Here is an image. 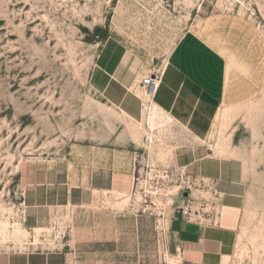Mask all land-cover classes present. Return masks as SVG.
<instances>
[{
    "label": "rangeland",
    "instance_id": "rangeland-1",
    "mask_svg": "<svg viewBox=\"0 0 264 264\" xmlns=\"http://www.w3.org/2000/svg\"><path fill=\"white\" fill-rule=\"evenodd\" d=\"M210 13L246 20L264 43V0H0V252L70 249L95 240L73 232L91 225L111 264H264V76L201 142L150 113L140 77L121 105L92 83L110 43L158 75L184 28ZM90 178L107 193L83 205ZM224 201L237 226L203 262L170 245L174 217L208 224Z\"/></svg>",
    "mask_w": 264,
    "mask_h": 264
},
{
    "label": "crops",
    "instance_id": "crops-1",
    "mask_svg": "<svg viewBox=\"0 0 264 264\" xmlns=\"http://www.w3.org/2000/svg\"><path fill=\"white\" fill-rule=\"evenodd\" d=\"M254 29L236 15L210 13L184 28L165 55L158 74V86L151 99L159 112L182 127L195 141L201 142L208 137L223 106L248 99L250 83L260 84L259 77L261 74L264 76L263 66L261 69L264 43L260 35L255 37ZM153 60L151 58V65ZM144 65L145 60L133 51L118 50L110 43L98 56L95 67L99 66L101 71L96 70L95 74L93 71L92 83L110 105H121L138 77L141 84L151 75L148 71L146 74L143 72ZM96 81L100 87L103 86L102 90L98 89ZM222 168L218 162L217 175L209 177H214L219 187L227 180ZM93 170L107 172L111 169L99 167ZM113 177L112 172V193L119 191ZM86 187L84 192L90 193L86 194L88 199L83 201V205L92 203V190L107 191L94 187L91 178ZM221 190L226 197L232 196L231 191ZM227 202L220 206L215 226L198 225L179 216L174 217L169 224L170 245L190 254L196 262H203L210 249L224 241L237 226L238 208ZM84 212L89 217H97L102 212L100 217L108 215L111 218L101 210ZM117 217L115 213L113 222ZM73 232L81 238L87 236L95 240L74 242L70 249L65 250L0 252V264H111L110 255L102 257L111 253L110 249L106 250L109 243L97 240L91 225L79 226Z\"/></svg>",
    "mask_w": 264,
    "mask_h": 264
},
{
    "label": "built area",
    "instance_id": "built-area-1",
    "mask_svg": "<svg viewBox=\"0 0 264 264\" xmlns=\"http://www.w3.org/2000/svg\"><path fill=\"white\" fill-rule=\"evenodd\" d=\"M158 75H150L149 77L143 79V86L147 88V90H149L151 92V94L153 93V91L157 88L158 86ZM183 214H185V212H183ZM186 215V214H185ZM185 215H183V219H185L186 221H190V222H194L197 223L198 225H208V226H215L217 224V218H218V213H213L211 212L210 218H209V223L208 224H203L199 219H196L197 221H192V219H190L191 214H188L186 217ZM209 217V216H208Z\"/></svg>",
    "mask_w": 264,
    "mask_h": 264
},
{
    "label": "bare ground",
    "instance_id": "bare-ground-1",
    "mask_svg": "<svg viewBox=\"0 0 264 264\" xmlns=\"http://www.w3.org/2000/svg\"><path fill=\"white\" fill-rule=\"evenodd\" d=\"M147 64V63H146ZM143 81V80H142ZM133 87V86H132ZM144 87V86H143ZM145 88V92H143L141 95V99H145V100H149V102H150V113H151V111H153V112H155V111H159L158 110V108L156 107V105L153 103V101H152V99H151V92L149 91V90H147V88L146 87H144ZM136 97V96H135ZM212 132V129H211V131H210V133Z\"/></svg>",
    "mask_w": 264,
    "mask_h": 264
},
{
    "label": "water",
    "instance_id": "water-1",
    "mask_svg": "<svg viewBox=\"0 0 264 264\" xmlns=\"http://www.w3.org/2000/svg\"><path fill=\"white\" fill-rule=\"evenodd\" d=\"M184 196H186V194Z\"/></svg>",
    "mask_w": 264,
    "mask_h": 264
}]
</instances>
